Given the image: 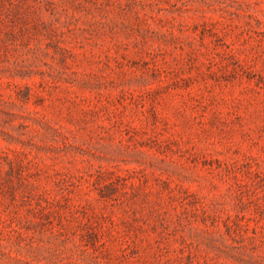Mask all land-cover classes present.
<instances>
[{"label": "rangeland", "instance_id": "rangeland-1", "mask_svg": "<svg viewBox=\"0 0 264 264\" xmlns=\"http://www.w3.org/2000/svg\"><path fill=\"white\" fill-rule=\"evenodd\" d=\"M0 264H264V0H0Z\"/></svg>", "mask_w": 264, "mask_h": 264}]
</instances>
